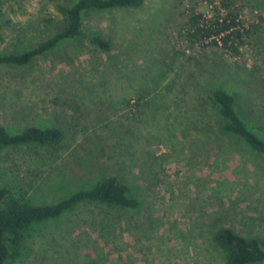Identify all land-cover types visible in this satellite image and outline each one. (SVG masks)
<instances>
[{"label":"rangeland","instance_id":"374dc122","mask_svg":"<svg viewBox=\"0 0 264 264\" xmlns=\"http://www.w3.org/2000/svg\"><path fill=\"white\" fill-rule=\"evenodd\" d=\"M75 1L1 0L0 52L51 38ZM221 1L83 12V35L26 65H0V126L64 134L57 150L5 148L0 186L39 205L114 175L140 201L78 204L39 225L18 264H226L219 228L264 237V156L223 130L211 97L232 93L264 137V0H227L241 26L237 52L192 35L190 15L225 11Z\"/></svg>","mask_w":264,"mask_h":264},{"label":"trees","instance_id":"16d2710c","mask_svg":"<svg viewBox=\"0 0 264 264\" xmlns=\"http://www.w3.org/2000/svg\"><path fill=\"white\" fill-rule=\"evenodd\" d=\"M1 1V0H0ZM143 0H76L64 9L65 24L51 38L22 52H0V65L22 66L54 48L63 39L83 35L82 14L91 10H108L139 6ZM225 11L216 10L210 17L202 13L190 15L192 35L201 46L218 45L237 52L241 40L238 13L230 9L227 0L221 1ZM92 41L101 47L106 43L99 37ZM218 113L226 120L223 130L244 141L251 149L264 156V137L250 126L235 107V96L221 88L211 95ZM264 130V129H263ZM63 132L58 127L28 126L11 133L0 126V161L5 148L34 145L59 149ZM8 184L0 186V264H18L27 240L39 225L57 219L64 212L82 202H98L107 206L135 209L140 201L131 187L118 176H103L88 186L75 190L55 203L36 205ZM215 243L224 250L226 264H253L264 261V237L242 235L233 228L221 227L214 234Z\"/></svg>","mask_w":264,"mask_h":264}]
</instances>
